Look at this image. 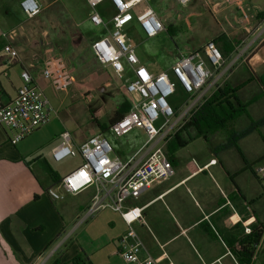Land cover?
<instances>
[{"label": "crops", "instance_id": "0c3cea01", "mask_svg": "<svg viewBox=\"0 0 264 264\" xmlns=\"http://www.w3.org/2000/svg\"><path fill=\"white\" fill-rule=\"evenodd\" d=\"M20 1L0 0V101L3 104L10 102L22 86V70L30 73L35 86L43 89L46 85L40 67L51 51L44 48L50 40H68L70 28L75 30L76 38L92 28L87 20L88 7L84 0H77L82 6L78 16L74 12L73 0H36L41 12L32 19L23 16ZM199 1L206 5L215 23L201 18V3L189 11L178 10L174 0H146V4L162 19L172 16L170 24L177 31L173 38L181 39L182 44L191 47L183 54L200 49L209 39L219 35L227 39L231 52L224 59L226 68L230 65V69L207 92L208 98L225 83L235 88L249 78L250 81L221 104V112L231 118L225 120L219 130L204 138L195 136L193 127L187 128L183 136L191 139L183 147L176 150L165 147L174 173L154 183L130 203L142 208L144 223L136 225L145 229L157 248L156 255H151L158 264H223L225 259L233 264L224 245L238 252L235 249L237 243L259 232L262 233L254 264H264V189L257 172L264 165V52L261 51L264 44V0H248L251 9L257 7L259 11L252 17L247 30L238 24L239 14L234 7L221 5L220 0ZM188 4L179 6L184 8ZM99 12L108 20L112 13L110 3H102ZM166 24L169 25L164 22ZM134 25L138 24L133 19L126 27L135 30ZM12 29H19L11 43L18 54L16 59L5 53L2 38V33ZM91 31L103 34L95 27ZM161 33L167 34L166 29ZM156 37H145L144 42ZM81 38L85 43L86 36L81 35ZM37 41L38 48L35 47ZM173 46L177 44L173 42ZM245 48L253 53L248 61L240 58ZM166 50L167 47L162 45L154 48L153 54L166 55ZM86 51L91 56L89 43ZM140 64L157 74L168 71L173 62L168 61L159 72ZM252 89L255 94L249 95ZM235 110L242 112L235 113ZM71 119L66 117L59 121L53 117L15 146L8 141L11 132L0 125V264H101L104 257L105 264H125L117 251L119 239L127 227L110 209L103 212L106 214L102 217L108 224H118L121 233L98 249L106 251L105 254L95 257L93 254L99 251L86 253L72 241L76 221L94 194L92 188L76 195L59 192L57 200L47 194L61 177L81 164L79 157L78 165L60 175L54 164L57 162L51 158V150L59 144L61 132L68 131L75 145L87 139L81 140L77 128L72 130L69 127ZM254 125L249 133L241 135ZM132 132L139 134V131ZM141 146L123 160L134 156ZM143 154L140 152L138 156ZM211 160L216 162L209 165ZM244 227L249 228L251 234H244ZM144 245L148 249L149 244Z\"/></svg>", "mask_w": 264, "mask_h": 264}, {"label": "built area", "instance_id": "2783aa9c", "mask_svg": "<svg viewBox=\"0 0 264 264\" xmlns=\"http://www.w3.org/2000/svg\"><path fill=\"white\" fill-rule=\"evenodd\" d=\"M88 7L87 20L103 31L100 38L90 44V50L96 62L110 68L115 76L122 80L127 76L125 91L131 97V107L110 127L115 137H123L141 129L146 140L140 150L127 160H122L113 153V148L106 137L97 133L75 145L68 131L59 135L60 142L51 150L54 162H61L69 157H80L81 164L60 180L47 194L53 200L59 199V192L76 195L86 188H92L91 201L76 221L80 226L101 210L116 212L125 223L127 230L118 243L117 254L125 264H158L148 251L134 224H143L142 208L133 206L130 200H136L154 183L169 178L173 166L165 154V147L175 133L182 129L207 100V92L217 85V81L229 71L225 59L216 44L211 40L200 49L181 54L168 71L157 74L149 72L135 54L131 39L124 29L133 19L142 34L154 38L164 31V27L154 10L146 0H84ZM108 1L112 13L105 20L99 12V6ZM184 6L192 0H174ZM223 6H232L238 12V24L245 30L249 28L252 17L258 14L257 7L248 5V0H220ZM19 9L26 19L39 15L41 6L36 0H21ZM19 29L2 33L5 40L4 51L11 58L18 54L11 43ZM264 48V44H262ZM250 52L245 48L243 55ZM241 54L240 58L243 57ZM245 60V58H243ZM264 59V56H262ZM41 76L56 93L67 92L73 85L68 62L65 58L48 54L41 63ZM22 86L15 97L8 103L0 101V125L10 132L9 144L15 146L39 128L49 123L53 109L41 88L35 86L27 70L20 74ZM186 94V101L179 107H172L168 98L176 87ZM156 128L155 124L160 120ZM144 151L142 156H138ZM216 161L211 160L210 164ZM260 186L264 189V165L257 169ZM244 234H251L247 227ZM260 243V242H259ZM250 258L249 264L256 261L258 246ZM233 264H239L237 258L224 245ZM239 251L241 244H236ZM220 264V263H219Z\"/></svg>", "mask_w": 264, "mask_h": 264}, {"label": "rangeland", "instance_id": "374dc122", "mask_svg": "<svg viewBox=\"0 0 264 264\" xmlns=\"http://www.w3.org/2000/svg\"><path fill=\"white\" fill-rule=\"evenodd\" d=\"M73 2L74 12H76L78 16L82 11L81 3L80 1L77 3V0H73ZM199 3V0H192L191 3L184 8H181L178 5L176 7L178 10L183 9L189 11L200 6ZM206 9V6L201 5V18L205 20H208V17L214 19L210 13L205 11ZM154 12L162 24H164V22H173L172 16L162 19L155 10ZM134 28L135 30H131L126 27L124 31L131 39L135 54L140 63H144L150 71L159 72L168 64V61L169 63L174 62L181 54H183V52L185 53L191 48L185 43L182 44L181 41L183 40L178 38L170 39L169 36L164 33H160L151 41L144 42L145 37L140 32L138 25H134ZM70 31L71 33L68 40H58V38H53L44 48L52 51L48 54H54L56 52L58 55L67 59L69 67L73 71L71 72L74 80L73 85L67 93H56L52 90L50 85L46 83V85L43 86L42 91L53 109L54 113L51 115V118L57 117L60 121L61 118L72 117L69 127L72 130L77 128V131L81 133V140H85L99 131L97 123L108 124V120L112 117L113 112L119 109L124 100V92L121 86L124 85L127 76H124V79L120 80L115 76L111 69H105L104 66L97 63L91 52V56L87 54L86 44L83 42L82 44L77 43L75 30L70 28ZM212 32L216 35L215 29L212 28ZM53 35L55 36V33H53ZM187 35L190 36L191 34L187 33ZM211 40L213 39H209V41ZM173 42L177 44V46H173ZM169 44L171 45V48H168ZM162 45L167 47L166 51L168 52L166 55H154L153 49L157 47L160 48ZM35 47L38 48V41L36 42ZM261 51L264 52L262 46ZM252 56L253 53L249 54V52H246L243 55V58H245V61H248ZM252 94H255L253 89L249 90V95ZM70 96L72 98H70ZM185 101L186 94L178 86L175 88L174 93L168 98V102L172 107H179ZM124 103L129 102L127 100V102ZM161 120L162 119L155 124L156 128L161 124ZM134 131H139V134L137 135L135 132H131L123 137H115L111 135L107 138L113 148L114 155L122 160L123 157L133 154L134 151L146 140L143 130L137 129ZM142 153H144V151H142L141 154ZM79 163V157H69L54 164L58 173L64 175ZM58 192H61V190L58 189ZM103 212H109V210L99 211L97 214L93 215L86 222L78 226L74 230L72 236V241L76 243L78 247L84 249L86 253L99 251L96 255L93 254L95 257H99L102 253L105 254L106 251H100L98 249L102 247V245H105V242L108 239L121 233V227L118 224L111 225L106 222V219L102 217V215L106 213ZM133 227L143 242L147 244V246L149 244V252L156 255L154 251H156L157 248H154L150 236L145 229L138 227L136 224ZM101 264H105V257L101 261ZM223 264L231 263L228 259H225L223 260Z\"/></svg>", "mask_w": 264, "mask_h": 264}, {"label": "trees", "instance_id": "16d2710c", "mask_svg": "<svg viewBox=\"0 0 264 264\" xmlns=\"http://www.w3.org/2000/svg\"><path fill=\"white\" fill-rule=\"evenodd\" d=\"M201 5H204V4L201 3ZM205 11L208 12L207 9ZM208 19L210 18L208 17ZM211 20L213 23H215L214 19H211ZM163 27L164 29H166V33L169 37L173 38L176 35L177 31H175L174 28H172V25L170 23L169 25L163 24ZM92 28L91 27L88 28L89 32H86V33L81 32L82 36L83 35L86 36L85 44L89 43V49H90L91 42L97 38H100L103 35V34L93 33L91 31ZM81 35L80 37L78 36V38H76V41L79 44H82L83 42ZM212 41L216 44V46L220 50L223 58H226L231 52L227 39L223 35H219L217 38L213 39ZM70 70L71 72H73L71 68ZM248 81H250V78L247 79L243 84L238 85L235 88L229 87L228 84L226 83L223 84L222 87L218 88L217 91L214 92L205 101V103L195 113V115H193V117L189 120V122L186 123L182 129H180L177 133L174 134L172 139L167 143L166 149L171 148L172 150H176V149L183 147L187 143V141L191 139V137L189 136H186V137L183 136V132L185 133V130L187 128L193 127L195 129V136H202L204 138H205V135L219 130L223 126V123L225 122V120L228 121L231 118V117L226 118V116L221 112V104L226 103V98L233 95V93L237 92ZM122 90L124 92L123 93L124 100L122 101L119 109L113 112L112 117L108 120V124H98L97 123V127L100 131V134H102L106 138L112 135L110 132V127L112 126V124H114L124 114H126L131 107L132 100L129 94H127V92L125 91V85L122 86ZM127 100L129 103H124V102H127ZM238 112H242V111L235 110V113H238ZM255 126L256 125H254L253 127L249 129L244 130L241 133V135L244 136L245 134L249 133L251 129L254 128ZM261 233L262 232H259L255 235H251L250 239L241 241L240 242L241 249L238 252H233V250L229 248L230 252L233 253L235 257L237 258L239 264H249L250 258L255 250V245L259 243Z\"/></svg>", "mask_w": 264, "mask_h": 264}]
</instances>
